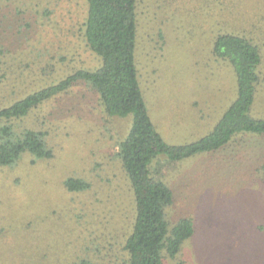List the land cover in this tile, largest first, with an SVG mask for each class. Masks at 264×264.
Returning <instances> with one entry per match:
<instances>
[{
	"label": "rangeland",
	"instance_id": "obj_1",
	"mask_svg": "<svg viewBox=\"0 0 264 264\" xmlns=\"http://www.w3.org/2000/svg\"><path fill=\"white\" fill-rule=\"evenodd\" d=\"M139 11L140 84L167 144L208 136L237 99L233 66L213 53L221 35L260 47L251 114L264 119V0H141ZM87 16V0H0V110L100 68L83 38ZM132 124L107 115L84 82L11 122L17 135L45 133L53 156L0 166V264H127L136 203L118 153ZM152 172L174 194L170 225L189 218L195 229L163 264H264V135L178 163L162 157ZM71 180L88 188L70 191Z\"/></svg>",
	"mask_w": 264,
	"mask_h": 264
},
{
	"label": "trees",
	"instance_id": "obj_2",
	"mask_svg": "<svg viewBox=\"0 0 264 264\" xmlns=\"http://www.w3.org/2000/svg\"><path fill=\"white\" fill-rule=\"evenodd\" d=\"M141 0H87L88 16L83 38L97 54L102 65L95 71L80 70L56 85L44 88L0 110V166L15 165L22 154L36 158L53 156L45 133L27 130L17 135L11 122L27 117L44 102L67 93L76 83L84 82L99 96L110 117L133 115L127 138L120 143V158L131 182L136 203V219L125 244L127 264H163L165 257L175 258L195 229L184 218L171 226L167 210L174 204L170 187L152 172L153 163L167 158L181 162L196 155L217 152L241 133L264 135V119L252 116L257 89L262 81L261 49L247 37L227 34L217 38L214 55L228 61L237 75L238 95L214 131L199 141L170 146L154 126L140 84L136 61ZM70 191H84L86 183L71 180Z\"/></svg>",
	"mask_w": 264,
	"mask_h": 264
},
{
	"label": "crops",
	"instance_id": "obj_3",
	"mask_svg": "<svg viewBox=\"0 0 264 264\" xmlns=\"http://www.w3.org/2000/svg\"><path fill=\"white\" fill-rule=\"evenodd\" d=\"M171 162V161H170ZM174 163H178V162H174Z\"/></svg>",
	"mask_w": 264,
	"mask_h": 264
}]
</instances>
